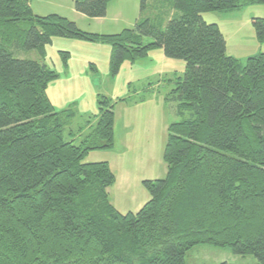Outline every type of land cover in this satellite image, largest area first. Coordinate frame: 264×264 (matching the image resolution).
Wrapping results in <instances>:
<instances>
[{
    "label": "trees",
    "instance_id": "1",
    "mask_svg": "<svg viewBox=\"0 0 264 264\" xmlns=\"http://www.w3.org/2000/svg\"><path fill=\"white\" fill-rule=\"evenodd\" d=\"M112 1L73 6L102 17ZM259 4L140 0L133 26L97 33L36 14L30 0H0V264H186L199 245L264 264V52L227 54L220 27L202 17ZM251 25L264 43V17ZM53 37L109 45L110 78L156 48L185 63L165 97L179 116L167 126L166 174L142 180L150 197L137 211L110 202L108 161L87 160L114 147V105L125 99L98 93L94 115L55 109L46 88L58 73L44 60Z\"/></svg>",
    "mask_w": 264,
    "mask_h": 264
},
{
    "label": "crops",
    "instance_id": "2",
    "mask_svg": "<svg viewBox=\"0 0 264 264\" xmlns=\"http://www.w3.org/2000/svg\"><path fill=\"white\" fill-rule=\"evenodd\" d=\"M36 2L38 5L35 4ZM121 2L123 0L110 2L104 16L93 18L76 11L73 0H56V3L54 0H30V6L34 13L46 15L52 12L46 10L44 12V6L47 7L54 3L57 9L65 11L64 14H61L62 12L57 10V13L68 17L83 30L97 33H117L134 24V20L131 22L123 16L120 8ZM34 4L38 8H35ZM129 7L136 8L137 0H129ZM235 10L221 12L225 14L224 16L231 14L236 20V23L232 24L236 25L233 38L245 39L247 43H250L253 46L251 53L264 52V43H258V46L252 44L255 35H253L251 20L250 22L244 19L238 20L236 13H233L236 12ZM105 21L110 23V28L100 27ZM79 22L82 25H79ZM244 22L250 23L249 26L247 25L250 30L249 36L246 37H242ZM225 43L227 54L239 60L252 55L250 52H245L247 48L242 45L243 42L235 43L234 49L237 52L228 49L226 36ZM110 51V46L103 43L53 37L51 42L45 46L44 60L58 73V77L49 82L46 94L55 109H62L74 103L77 112L85 116L97 113L96 98L98 93L105 94L114 100L125 99L117 100L114 105V147L110 150L91 152L87 156V160L108 161L116 176V182L107 191L109 192L110 188L117 186L126 193L131 187L140 189L144 179L160 178L161 173L166 169L163 167L162 154L167 126L178 120L179 116L176 112L175 102L166 100L165 97L173 85L171 78L174 74L181 75L183 73L185 63L180 59L166 57L161 48H156L150 50L145 58L134 63L124 61L117 75L110 78L108 75ZM60 52L68 54L66 65L63 64ZM35 58H37V54ZM91 65L95 67L96 72L90 69ZM167 105L168 107H166ZM158 114H161V120H159ZM156 129L161 133L159 146H162V150L160 151H158L159 147L157 151L153 148ZM120 142L122 145L130 143L133 145L132 148L136 147V144H140V148L130 151L127 146H123V149L119 151L116 145ZM107 152L113 154L112 159L106 158ZM126 153L125 157H129L123 162L122 158ZM144 201V198L138 200L137 208L134 211H137Z\"/></svg>",
    "mask_w": 264,
    "mask_h": 264
},
{
    "label": "rangeland",
    "instance_id": "3",
    "mask_svg": "<svg viewBox=\"0 0 264 264\" xmlns=\"http://www.w3.org/2000/svg\"><path fill=\"white\" fill-rule=\"evenodd\" d=\"M54 1L56 3V0H54ZM139 3H140V0H137V7L131 8V7H129V0H123V2H121V7H120L123 16L131 22H133V20L135 21L139 17V14H140ZM35 4L38 5L37 2ZM35 4H34L35 8H38V7H36ZM45 10L47 12H54V13H57V10H58V11L62 12L61 14L65 13L64 10L57 9V6L54 3H53V5H49L47 7L44 6V12H45ZM235 11L236 12H233V13H236L235 15L238 16V20H240V21L244 19V20H247L248 22H250V20L253 17H264V5H260V4L259 5H252V6L251 5L244 6L238 10H235ZM224 15L225 14H223L221 12L215 11V12L203 13L202 17L208 23H216L217 22L220 25V27L222 28V30H221V28H220V30L222 31L224 37L226 36L228 39V49L229 50H231L233 52H237V50L234 49V45H236L235 43L236 42H243L242 45L247 48L245 52H250V55L251 54L255 55V53H251V50H252L251 47H253V46L250 43H247V41H245V39L241 40L240 38H233V36L235 35V26L236 25H232V24L236 23V20L233 19L231 14L226 15V16H224ZM260 15H262V16H260ZM246 23L247 22H244V24L242 26V33H243L242 37L249 36L248 34H249L250 30H249L248 26L250 25V23H247V24ZM79 25H82V23L79 22ZM93 26H96V25L93 24ZM120 26H123V24H120ZM100 27L110 28V23L105 21L102 25H100ZM120 28H122V27H120ZM86 31H88V30H86ZM90 32H92V31H90ZM253 35H254V30H253ZM255 39H254V42L252 40V44L254 46H258L259 42L257 40L255 41ZM23 54L26 55V58H31V59H34L36 56L35 51H29V52H25ZM166 107H168V105ZM186 114L188 115V113H186ZM158 118H159V120H161V114H158ZM160 138H161V133L159 131H157V129H156V133H155V137H154V143H153V145H154L153 148L155 151L158 150V147H159L158 151L162 150V146H159L160 145V143H159ZM123 144H125V145H122L121 142L118 143L116 145V148L119 149V151H121L123 149V146H127L130 151H134L135 149L140 148V144H138V145L136 144V147H134V148H132L133 145L130 143H128V145L126 143H123ZM122 153H124V152H122ZM91 155H93V154H91ZM126 155H127V153L123 155L122 161L129 157V156L125 157ZM106 158L112 159L113 154L108 153ZM163 165H164L163 167L166 168V165L164 164V162H163ZM165 174H166V169L161 173L160 176L163 177ZM108 195H109V199H110L111 203L115 206V208L119 211H122V212L136 210L135 208H137L136 204H137L138 200L144 198V200L146 201L150 197L148 191L143 186H141L140 189H137V187H135V188L131 187L128 190V192H126V193H124L123 190L121 191L120 187L113 186L112 188H110ZM185 262H186V264H220L222 262L234 263V264H260L254 256L238 255V254L233 253L229 247L219 248V247H214L211 245H199V246L194 247L191 251H189L186 254Z\"/></svg>",
    "mask_w": 264,
    "mask_h": 264
}]
</instances>
